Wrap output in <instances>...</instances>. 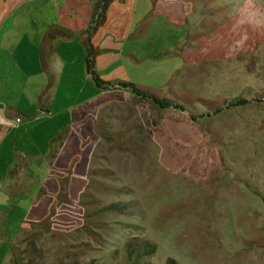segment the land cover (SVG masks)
<instances>
[{
	"label": "rangeland",
	"instance_id": "obj_1",
	"mask_svg": "<svg viewBox=\"0 0 264 264\" xmlns=\"http://www.w3.org/2000/svg\"><path fill=\"white\" fill-rule=\"evenodd\" d=\"M26 1L0 0V40L17 21L47 31L55 16L75 39L60 48L70 63L56 79L52 116L20 115L22 136L0 148V176L13 164L4 186L11 202L0 210V264H26L27 255L37 264H264V0H134L129 22L104 21L91 35L108 29L120 39L111 54L118 63L100 78L118 70L121 82L184 112L95 87L84 42L96 0H54L45 13ZM18 41L16 52L32 53ZM28 58L5 60L0 76L9 93L19 78L30 116L42 82ZM238 99L250 105L226 110ZM24 152L35 160L16 161ZM112 205L120 210L101 215L99 241L78 236L89 213ZM143 247L150 253L137 258Z\"/></svg>",
	"mask_w": 264,
	"mask_h": 264
},
{
	"label": "crops",
	"instance_id": "obj_2",
	"mask_svg": "<svg viewBox=\"0 0 264 264\" xmlns=\"http://www.w3.org/2000/svg\"><path fill=\"white\" fill-rule=\"evenodd\" d=\"M93 1L94 0H91L92 5ZM35 2L39 3L40 7L38 10L44 13L46 12V9L49 6H58L57 2H54V0L26 1L27 4ZM133 4L134 0H115L107 13V24H113L116 27H119L122 26L121 23L123 21L129 22L131 18L130 14ZM123 5H125L124 8ZM53 20L55 22V25L53 27L47 29V31L37 30L36 32L33 29L28 28L27 23L26 26H24L21 21H17L16 29H9L7 31V36L0 40V48L4 49V55L2 52H0V64L2 65V70L4 71L5 60H9L10 63L13 60L18 62L19 65H21L22 62L26 59V64H29L28 56L30 55L32 62L34 63L35 61L34 64L37 65L40 69L39 74L41 76L39 77V80H41L42 82L39 88L37 87L36 92L34 94L36 98V103L30 102L29 111L32 113V115L29 116L25 115L28 114V111L26 109H23L24 107L21 103L23 98L22 95L25 97V90L22 85L18 84L19 78L16 79L17 85L15 84L16 86L13 88V90H10L11 92L9 93L7 92V79L5 78V74L3 76H0V83L3 84L2 89H0V148L3 146V144L9 137L22 136L21 130H23V120L20 119V115L24 116V118H29V120L33 122L35 120L39 121L45 119L47 116L51 117L53 114L52 98L54 96V92L59 90V84H56L55 82L57 81L56 79L58 77L63 76V71L66 69L68 63H70V60L66 56H64V54L60 51V48L64 47L66 44H69L70 42H73L75 39L73 32L70 33L69 31V35L64 34L63 30L67 31L68 29L60 27V25L57 23L59 22L57 16L53 17ZM57 30L61 32L58 34L56 33ZM104 30L100 31V36L98 34L96 38L91 39V43L94 48L100 52L96 58L97 72L100 69L109 67L110 65L116 64L119 61L117 59V55L111 54L119 52L118 49L120 48V46L118 44L115 45L114 43L118 42L120 39H117V37L114 33H112V31H109L108 29L105 31ZM18 39H26V45L28 49H30V45H32L31 54L28 50L26 52H23L22 54L16 52V49H20L21 46V41H18ZM82 39L84 40L85 38L83 37ZM13 45L15 46L13 47ZM119 75L120 73L117 70L112 73L102 75V79L106 82L116 83V81L120 79ZM12 91H15L16 94H14ZM18 119L21 120L19 124L16 123V120ZM27 153L28 152H24L21 155L18 153L16 161H18L20 158L21 161L24 158L27 160L32 159L34 161L35 158L29 157L30 155ZM12 166L13 164L11 163L9 167L5 168V173L0 176V210L7 208L11 202L7 190L4 186L5 183L8 181V174L11 172ZM28 172L27 174H24H26L25 178H29L30 180L33 176L32 174H30L29 176ZM24 174H20V178L17 180L18 182L22 181L21 178L23 176L21 175ZM34 176L37 179L38 175L34 174ZM32 179H34V177ZM39 179H37V181H39ZM21 187H23L21 190L22 192L26 193V191H28V188H25L23 185ZM31 187H33V185ZM33 191L34 190L32 189V192ZM21 198L22 196H18V202L29 201L28 197L23 199Z\"/></svg>",
	"mask_w": 264,
	"mask_h": 264
},
{
	"label": "trees",
	"instance_id": "obj_3",
	"mask_svg": "<svg viewBox=\"0 0 264 264\" xmlns=\"http://www.w3.org/2000/svg\"><path fill=\"white\" fill-rule=\"evenodd\" d=\"M115 0H96V3L94 5V15L92 18V28H89L85 33L89 34L88 38L84 42V50H85V63H86V70L88 76L92 79L95 87L100 91L102 90H112V89H121L125 91H129L131 94H133L137 99L139 100H144L147 102H152L155 104L159 109L161 110H169V109H174L178 111L184 112L185 109L183 106L177 105L172 101L169 100H161L156 97H153L151 95H148L144 91L138 89L134 84L132 83H125V82H117V83H110L104 81L102 78L98 76V72L96 70V58L98 56L97 50L94 48V46L91 43V35L94 34L97 28L106 21L107 18V12L111 5L113 4ZM206 105H209L210 107L214 106V102H206ZM224 105L226 110H233L237 109L239 107H246L250 105V102L248 100H243V99H238L234 100L232 102H226ZM223 112V109H216V114H220ZM210 117V116H208ZM68 130H66L65 133H67ZM63 137V134L59 136L57 139L53 140L52 144L58 142L61 140ZM120 207L117 205H112L110 207H106L104 209H100L98 211H94L89 213V215L86 217L87 219H90L81 229H78V236L82 235L83 237H90L94 241H99L97 238L101 237V232L103 230V225L104 223L100 220V217L103 213L107 212H115L119 209ZM46 224H48L46 222ZM76 234V233H75ZM77 235V234H76ZM75 235V236H76ZM70 239H73L69 237ZM30 247L32 248V253L34 254H40V251L36 250L35 245L33 243L30 244ZM80 247L83 248L84 251H89L90 250V245L87 243H82ZM150 250L147 247L140 248L136 250L135 255L136 257L139 258L142 254L147 255L149 254ZM33 254V255H34ZM35 256V255H34ZM27 255V258L25 257V261H27L26 264H37L36 259L29 258ZM60 264H79V263H66L64 261H60ZM89 264H95V262H91ZM135 264V263H132Z\"/></svg>",
	"mask_w": 264,
	"mask_h": 264
},
{
	"label": "built area",
	"instance_id": "obj_4",
	"mask_svg": "<svg viewBox=\"0 0 264 264\" xmlns=\"http://www.w3.org/2000/svg\"><path fill=\"white\" fill-rule=\"evenodd\" d=\"M18 122H20V120H18Z\"/></svg>",
	"mask_w": 264,
	"mask_h": 264
}]
</instances>
